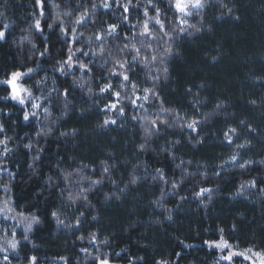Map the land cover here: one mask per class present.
<instances>
[{"label": "trees", "instance_id": "16d2710c", "mask_svg": "<svg viewBox=\"0 0 264 264\" xmlns=\"http://www.w3.org/2000/svg\"><path fill=\"white\" fill-rule=\"evenodd\" d=\"M50 2L60 5L62 12L73 10V17H63L66 24L77 14L73 0ZM77 2L91 8L92 0ZM45 4L51 23L55 10L48 6L49 0ZM160 7L166 10L163 3ZM227 9L232 11L228 13ZM34 11L35 0H0V22L10 25L7 42H0V79L6 72L37 68L39 64L43 70L37 69L31 78H25L24 86L36 97L47 96L49 90L56 89L48 102L37 101L42 102V108L28 121L23 119V111H31L30 105L24 109L15 101L0 99V109L7 113H0V123L5 126L0 139L10 137L7 146L12 149L10 159L0 156V163H6L15 174L13 177L4 173L0 185L10 184L19 210L40 219L27 233L16 227L20 244L17 251L7 253L10 264H29L32 256L37 257L36 264H95L93 258L100 253L108 254L110 264H157L160 260L169 264H228L219 259L216 249L204 243L218 241L220 229L234 248L264 251V0H210L198 16L189 20L196 27L187 28L175 37L172 54L163 65L157 62L148 68L143 64L133 66L132 79L139 86L138 94L142 95L140 89L154 87L164 108L176 109L189 119L201 118L199 113H212L223 102V107L200 126L198 133L162 126L158 134L147 140L143 152L139 149L145 143L143 121L131 117L144 116L145 112L125 107V116L119 117L115 112L102 111L112 97L99 93V87L108 82L99 60L84 88L72 83L81 77V72L75 71L72 76L54 73L56 61L66 58L67 45L55 25L49 30L42 22L43 36L30 28ZM149 14L154 15L151 10ZM118 15L115 8L112 14L99 9L93 16L95 25L89 24L79 31L91 34L103 30L106 23H118ZM134 15L143 20L140 12ZM168 16L173 18L171 12ZM119 31L121 35L115 38V43L110 38L106 45L114 55H118V46L127 43L123 34H131L127 25ZM29 33L31 43L25 41L21 45V37ZM136 43L141 47L139 39ZM45 46L51 58L40 57L39 52ZM92 47L97 45L94 43ZM81 59L88 63L87 58ZM164 67L167 73L163 72ZM46 76L49 80L38 90L36 81ZM154 76L159 79H153ZM83 78L89 81L88 74ZM112 83L118 81L113 79ZM88 87L92 88V94ZM65 89L71 93L67 101L62 95ZM6 95L5 86L0 85V97ZM195 99L203 102L198 111L193 107ZM45 107L51 112L47 120L42 112ZM160 107V100L145 104L153 119ZM109 117L117 122L104 127L103 121ZM160 118L168 119L169 123L173 119L164 114ZM240 121L255 131L250 132ZM49 127L51 133L43 135ZM229 127L240 134L239 139L234 138L236 144L251 142L250 147L239 153L242 160L253 161L246 168L239 167L240 161L235 165L224 164L235 151L234 145L225 141L224 133ZM73 129L74 135H61ZM38 132L40 136L36 135ZM29 143L33 145L31 149L25 147ZM37 155L39 160L34 163ZM181 160L186 163L181 165ZM102 162L109 166L108 173H104ZM82 164L91 166L83 168V176L103 182L91 186L90 180L81 181L74 175L72 182L65 184L60 178L62 172L74 171ZM157 168L163 169L167 183L154 179ZM133 175L139 178L136 184L130 183ZM253 179L255 188L236 195L241 183ZM173 183L179 186L173 189ZM200 188L213 191L198 197ZM81 189H88L87 201L67 199L69 191L75 195ZM3 198L5 193L0 190V199ZM53 211L60 213L63 224H57ZM0 225L7 229L16 224L2 221ZM93 233L95 244L91 242ZM25 234L27 240L22 239ZM2 237L0 233V242ZM105 240L106 244L101 243ZM4 255L0 252V264H8L3 261Z\"/></svg>", "mask_w": 264, "mask_h": 264}, {"label": "snow or ice", "instance_id": "6c2138e0", "mask_svg": "<svg viewBox=\"0 0 264 264\" xmlns=\"http://www.w3.org/2000/svg\"><path fill=\"white\" fill-rule=\"evenodd\" d=\"M76 2L75 12L77 13L74 19H69L67 24L63 17H73V10H60V5L51 3L49 0V7L54 9L53 19L51 23H48V17L45 13V0H35L36 11L33 12V23L30 28L43 36L44 28L41 27L42 22L46 24L49 30L54 29V25L59 28L60 35L65 39L66 47V58L56 61V66L52 69L54 73H59L64 76H72L75 71L81 72L80 78L73 79V85L84 88L88 85L91 79L92 69L97 66V60L101 62L103 66V71L106 73L105 79L107 83L102 84L99 87V93H107L112 97V100L106 102L102 111L105 112H115L119 117L125 116V107H132L134 109H140L145 112L144 116L133 115L132 120H141L143 121L142 127L144 131L145 143L139 145L141 152L145 150V145L147 140H150L154 135L158 134L160 128L166 127H179L181 129L187 128L193 133H198L201 125L205 124L209 119H211L216 113L223 107V102L218 103L216 111L212 113H199V119H189L186 115H182L176 109H168L163 107V100L160 99L159 93L155 88H143L139 91L142 92L138 94V84L132 79L133 66L143 64L145 68H148L151 65L156 64L157 62L161 65L165 63V60L168 56L172 54V42L175 37L185 33L187 28H195L196 26L189 23V20L194 16H198L206 6L209 5L210 0H143V6H141V0H136L134 3L133 0H99L97 3L96 0H92L91 8L85 7V5ZM163 3L166 5V10L160 7V4ZM226 7V6H224ZM119 10V15L117 16L118 23H106V27L103 30H95L91 34H86L79 29L88 28L89 24L95 25V20L93 16L95 12L99 9H104L112 14V9ZM81 9H83L81 11ZM151 10L154 15L149 14ZM232 10L227 9V12L230 13ZM135 12H140L143 16L141 21L137 16L134 15ZM172 13L173 18H169L168 13ZM2 15V13H0ZM202 20L203 17H200ZM132 20H136V23H132ZM123 25H127L129 33L123 34V40L127 41L120 46H118V55H114L113 52L106 48V45L111 38L112 42L115 43V38L120 36V28ZM175 25V27H173ZM10 25L3 24L0 22V42H7V37L9 33ZM155 29V30H154ZM171 30V33L168 31ZM199 31V29H196ZM27 31V30H25ZM190 34V33H189ZM137 39L141 47L137 46ZM25 41L31 43V33L29 35L21 37V45ZM96 44L97 47L93 48L92 45ZM83 44L84 47H78L77 45ZM155 45V46H154ZM33 48H36L35 44H32ZM161 48L163 50L161 51ZM39 51V49H36ZM40 57H50L49 48L45 46L43 52H39ZM87 58L88 63H85L81 58ZM130 57V58H129ZM51 58V57H50ZM108 65H111L108 67ZM37 69L43 70V66L37 65V68H27L24 71L14 70L6 72L4 78L0 79V85L5 86L7 95L0 97L3 100L15 101L18 105L22 106L24 109H27L30 105L31 111H23V119L25 121L30 120L31 117L38 115V110L42 108V102H48L51 98L52 92L56 89L48 91V95L44 97L34 96L33 91L25 87L22 83L25 78H31L34 73L37 72ZM160 70L157 69V72ZM163 72L167 73L168 69L163 68ZM84 74L89 75V81H85L83 78ZM115 79L118 83L113 84L112 80ZM153 79H159V76H154ZM49 78L46 76L42 80L36 81V85L39 90V86L45 84ZM55 83V81H52ZM89 94L93 93L91 87H88ZM188 92L191 93V89H188ZM65 101L71 95V93L65 89L62 92ZM198 96V94H197ZM150 100H160V112L156 114V118H150L147 114V109L145 104ZM42 101V102H37ZM127 102V103H125ZM252 103H255L253 101ZM200 106H203V102L199 99L193 101V107L199 109ZM67 107V103L65 104ZM44 118L47 120L51 116V112L48 108L42 109ZM0 113H3V110L0 109ZM7 115V113H3ZM164 114L172 119V123H169L168 119H161L160 115ZM116 120L111 117L104 119L103 126L107 127L110 124H116ZM242 126H245L249 129L250 132H254L255 129H252L244 121H240ZM52 129L49 127L48 132L43 133V135H48L51 133ZM75 129L71 133H61L62 136L75 134ZM5 133V126L3 123H0V134ZM37 136H40L41 133H36ZM225 141L228 145H234L235 151L232 155L228 157L224 164H233L235 165L237 161H240L239 167L246 168L253 163L251 160H242L240 158V150L247 149L250 147V141H244V143L236 144L235 139L240 138V134L237 129L234 127H229L224 133ZM10 137L5 136L4 139H0V146H2V151H0V156L10 159L9 153L12 149L8 148V142ZM174 143H179L175 141ZM26 148L31 149L33 145L31 143L25 145ZM38 152H42L43 149H38ZM170 152V149H169ZM171 154V152H170ZM174 159H179V157H173ZM39 160V155L33 158V162ZM186 162L181 160L180 164L183 165ZM191 163V161H187ZM104 173L109 172V166L102 162ZM180 165H177L179 167ZM29 167H33L32 164ZM223 167V165H221ZM83 168L91 169L90 165H81L80 168L75 169L74 171H63L61 179L65 184H70L72 182V177L79 176L80 180H90L91 186H96L101 184L102 180H91L90 177L82 175ZM157 175L154 179H159L160 181L167 183L165 180V175L163 169H155ZM4 173H7L9 176L14 177L6 163H0V176ZM216 175H220L219 172ZM138 177L135 175L132 176L130 183L136 184L138 182ZM183 181H181L182 183ZM115 183V181H113ZM49 184H51V178H49ZM179 185L177 183L172 184V188L176 189ZM127 187V185H126ZM256 180L245 181L240 184L239 190L236 195H243V192L248 188H255ZM0 190L5 193V198L0 199V217L4 220H15L17 222L12 228H4L0 225V233H3L2 243H0V252L5 253L3 256V261L9 262V256L7 253L9 251H17L20 240L16 239V227L22 226L25 230V233L31 231L32 226L40 222V219L35 214L25 215V213L19 210V205L15 203L12 198L11 186L10 184L0 185ZM88 189H81L77 194H73L71 191L67 193V199L69 201L75 202L76 200L83 199L87 201L88 197L86 195ZM211 188H200L199 192L196 193L198 197L204 196L205 193L211 194ZM61 195H64V190L61 189ZM163 198V194L162 197ZM52 216L56 219L57 224H63V220L60 219V213L58 211H53ZM83 216V213H81ZM95 219V217H93ZM80 220H76V225H79ZM22 239L27 240L28 236L25 234ZM81 240L84 239L83 236L80 237ZM91 242L96 243V234L91 235ZM101 243H107V240L102 241ZM209 248L219 250L222 255L219 257L220 260L227 261L228 264H234V257H239L242 260H246L248 264H264V251L256 250L253 247H249L245 251H234L233 244L226 240L223 236V229H220V239L218 241H205L204 242ZM191 247V245H189ZM82 251H87V249H82ZM119 256V253L116 254ZM180 254L177 253V256ZM103 257V258H101ZM65 259V258H61ZM95 264H110L108 254L100 253L94 258ZM143 259V258H139ZM37 257L32 256L29 258V264H36ZM157 264H169L167 260L157 261Z\"/></svg>", "mask_w": 264, "mask_h": 264}, {"label": "rangeland", "instance_id": "374dc122", "mask_svg": "<svg viewBox=\"0 0 264 264\" xmlns=\"http://www.w3.org/2000/svg\"><path fill=\"white\" fill-rule=\"evenodd\" d=\"M2 221H11V222L17 224V222H16L15 220H4L2 217H0V222H2ZM18 227L23 228L22 226H18ZM0 243H2V242H0ZM216 250H217V249H216ZM233 250H234V251H245V250H239V249H236V248H234V247H233ZM217 251L219 252V254H220V256H221L222 253H221L219 250H217ZM237 260H241V261H242V264H243V263L248 264V262H247L246 260H242V259L239 258V257H234V264H235V262H236ZM225 262H227V261H225ZM112 264H114V263H112Z\"/></svg>", "mask_w": 264, "mask_h": 264}]
</instances>
